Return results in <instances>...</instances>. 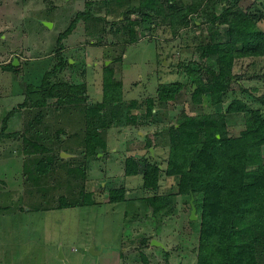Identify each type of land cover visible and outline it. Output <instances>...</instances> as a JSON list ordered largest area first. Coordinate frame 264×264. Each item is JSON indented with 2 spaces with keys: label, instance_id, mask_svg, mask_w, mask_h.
Instances as JSON below:
<instances>
[{
  "label": "rangeland",
  "instance_id": "374dc122",
  "mask_svg": "<svg viewBox=\"0 0 264 264\" xmlns=\"http://www.w3.org/2000/svg\"><path fill=\"white\" fill-rule=\"evenodd\" d=\"M251 1L253 0H249ZM106 9L108 10L106 0H0V44L3 46H0V54L5 59L13 54L22 61L18 73L13 76L6 74L7 71L2 73L1 67L0 76L4 74L15 77L19 82H24L25 86L26 84L38 86L44 74L55 71L47 78L51 84L57 82L84 84L89 98L88 104H93L102 99L103 71L105 66H111L113 78L122 83L124 100L129 105L131 103L128 113L125 114L126 111L122 107L119 121L109 123L108 128L100 131L109 143L108 149L106 148L101 160L93 162L85 175L87 189L92 192L98 204L41 212L37 216L19 215L20 217L15 218L13 222L10 218L14 216L8 217L7 220L15 229L33 228L36 234L31 240L39 245L45 240L39 249L41 254L39 253L38 264H41V261L43 264H143L139 250V239L141 240L142 236L148 239L158 238L164 243L160 251L149 248L146 252L153 254L152 258L147 257L149 264H195L199 212L195 210L196 217L191 219V211L188 204L184 203L185 199H179L177 213L164 226V230L160 227L162 236L165 234L164 239L160 234H152L158 223L154 225L152 218L145 219L143 211H139L142 215L136 225L127 222L125 204L104 203L103 200L112 188L120 186L127 190L129 199L144 196L140 189L142 177L125 175L124 168L134 165L136 160L149 158L146 144L149 141L154 143L153 133L156 128L175 123L182 110L191 115L203 114L208 121L215 120L218 124H224L230 136H237L244 129V115L228 114L225 112L226 107L235 98H240L250 105L253 102L254 107L257 106L251 97L240 93L239 87L243 86L248 92L258 94L264 91V57L250 58L239 49L233 68L238 83L234 80L233 90L225 96L221 107L214 109L209 105H203L200 111L191 104L189 79L182 76L177 64L190 60L198 61L196 45L198 42L209 41L211 27L207 24L197 27L191 25L175 36L170 32L169 19L162 11H157L151 31L143 32L136 15L131 16L130 21L126 22L121 15L115 14V11L108 13ZM79 12H86L87 20H80L73 31L58 43V36L67 29ZM259 28L264 31V20L259 23ZM21 33L25 35L24 42L29 43L28 51L24 47H18ZM13 41L17 42V49L10 52V48L15 45L12 43L9 45L8 42ZM1 64L2 61L0 66ZM7 78L4 79L9 89L12 80ZM174 81L184 83L183 91L174 102L167 105L166 112L156 106L153 117L146 119L143 108L140 109L135 102L147 98L155 99L159 84ZM20 100V97H15L13 103H6L0 109V123L7 112L16 110V114L9 120L10 128L7 131L18 132L17 136H14L17 142L32 131L26 123L27 119L32 118L34 128H38L34 134L35 139L44 140L45 146L52 149L54 153L52 156L56 155L55 158L58 159L55 152H63L64 148L76 149L75 140L79 135L75 134L87 126L83 118L85 117L83 104L80 103L77 107L74 104L62 105L61 111L45 106L41 109L44 111L43 118L37 121L36 119L40 117L34 119L35 114L19 108ZM121 147L124 149L108 151ZM153 149L155 150L154 154H151L153 160L165 165L167 149H161L157 145H154ZM137 151L143 156L135 158ZM63 154L69 160L73 159L68 164L71 169L79 168L77 164L82 161L75 157L76 154L66 152ZM56 165L60 168L61 162ZM60 171L56 173L59 174ZM11 172L13 175L19 174V170L16 169ZM64 173L66 171L60 172L62 175ZM61 180L59 179L58 183L51 179L45 180L44 188L46 187V191L49 190V195L47 194L49 198L61 194L58 189V185H62ZM171 182L162 174L160 192ZM12 203L13 206L17 205L15 202ZM43 226L45 233L42 236ZM14 250H18L17 247H14ZM59 252L62 256H59ZM164 253L168 256L166 257ZM13 264L20 263L13 259Z\"/></svg>",
  "mask_w": 264,
  "mask_h": 264
},
{
  "label": "trees",
  "instance_id": "16d2710c",
  "mask_svg": "<svg viewBox=\"0 0 264 264\" xmlns=\"http://www.w3.org/2000/svg\"><path fill=\"white\" fill-rule=\"evenodd\" d=\"M245 2L247 4L243 5ZM106 4L108 13L115 11L126 22L136 15L143 32L151 31L157 11H162L169 19L170 32L175 36L191 25L211 27L209 41L196 45L198 61L177 64L182 76L189 79L191 104L200 111L203 105L218 109L225 96L232 92L236 79L233 68L239 49L250 58L264 57V31L259 28V23L264 20V0H106ZM87 18L86 12L77 13L57 42L71 33L80 20ZM5 67L14 72L20 69L12 63ZM54 72L44 74L38 86L26 84L19 108L35 114L34 119L40 117L36 119L38 121L44 116L41 109L45 106L61 111L62 105L77 107L83 104L87 126L75 134L79 135L75 150L63 149L64 153L76 154L74 156L82 162L77 164L79 168L71 169L68 164L73 159L62 158L60 151H54L58 159L56 155L52 156L54 153L45 146L44 140L35 139L38 128H34L32 118L27 119L32 131L23 139L18 138L21 143L17 149H23L25 157L34 155L25 159L28 164H23L26 173L32 165L33 172L28 175L31 185L36 179L39 183L43 180L44 185L45 180L58 183L62 179V185H58L61 194L55 198L48 197L46 187L30 190V199L36 200V196L38 199H29L27 203L34 212L98 204L87 189L85 175L93 162L106 152V139L100 131L108 128L109 123L119 121L122 107L126 114L131 105L124 100L122 83L113 78L111 66H105L103 71L102 99L93 104H88L84 84H51L47 78ZM183 89L184 83L180 81L159 84L155 97L157 105L153 98L137 101L135 105L143 108L146 119L152 118L156 106L166 112L167 105L174 102ZM239 89L257 106L240 98L227 105L226 113H241L245 118L244 129L237 136H230L224 124L208 121L203 114L191 115L182 110L175 123L156 128L154 143L146 144L149 158H152L150 149L154 145L167 149L165 165L153 158H142L124 168L125 175H141L140 189L144 196L129 199L122 186L112 188L108 194L110 204L126 205L138 201L144 218H152L154 225L158 223L156 230L160 227L164 230L177 213L179 199H185L190 211L194 208L199 212L195 264H264V91L258 94L249 93L243 86ZM15 114L16 110L12 109L2 119L0 141L17 135L18 132L7 131L9 120ZM33 148L38 151V157L31 152ZM57 161L61 162L60 168L56 167ZM58 170L66 173L58 174ZM162 174L172 182L160 192ZM15 204L23 208L21 202ZM2 207L9 209L8 205ZM132 209L130 205L125 212L130 223L139 221L142 215ZM189 222L193 223L192 220ZM139 242V246H148L150 239L143 237ZM140 259L148 263L144 253L140 254Z\"/></svg>",
  "mask_w": 264,
  "mask_h": 264
},
{
  "label": "crops",
  "instance_id": "0c3cea01",
  "mask_svg": "<svg viewBox=\"0 0 264 264\" xmlns=\"http://www.w3.org/2000/svg\"><path fill=\"white\" fill-rule=\"evenodd\" d=\"M11 35L12 34L10 33L9 37H11ZM21 35H22V33H21ZM23 35L20 37V41H19L20 45H18V47L19 46H21L22 48L24 47L28 51V49H29L28 44L29 43L24 42L25 38L23 39ZM8 43H9V45H10V43L15 45V47L12 46L10 48V52H15L14 50L17 49L16 48L17 42L13 41V42H8ZM0 46H2V44H0ZM3 57L4 56H2L0 54V59H1L0 61H2L0 68L1 67L3 68L8 63H12V64L15 63V65L13 64V66H18L19 68H20V66H22V61L18 60L16 55L14 57V55L11 54L10 57H8L7 59H5ZM4 71H7L6 74H10L12 76L15 75V73H18V71L14 72V71L10 70L9 68H6V67L2 69V73H4ZM12 76H5L4 74H1V76H0V109H2L3 105L4 104L6 105V103H9V102L13 103V99H15V97L16 98L20 97L21 100H20L19 104L22 103L24 100V94H25V85L24 84L25 83L19 82L18 79H16L15 77H12ZM5 77H8L7 78L8 80H12L9 89L7 88L8 83L5 82L6 81V79H4ZM9 128H10V126H9ZM0 129H1V123H0ZM23 137H22V139H23ZM14 140H15L14 138H10V139L9 138H3L0 141V264H13V259H15L16 262H18L20 264H23V263L34 264L35 261H36V264H38L39 263L38 262L39 261V253L41 254L39 249L42 248V246L45 243V240H42V245H39L34 240H31L32 236L34 234H36V232L34 231L33 228H29L28 230H23V229H19V228L15 229V228H12L11 223L8 222V220H7L8 217L14 216L13 218H10V219H12V222H13L15 218L20 217L19 215L25 216V215H29V214H34L35 216H37L39 213H41V212L31 211L29 209V205H27V203L32 201V200L33 201L38 200L37 196L35 198L36 200H34V197L32 199H30L29 192L31 189L38 190L39 188H42V189L44 188L43 180H41V182L39 183V180L36 179L33 182V184L31 185V182L28 179V175H29V173L33 172L32 165L28 166L29 171L27 170V173H26L24 171L23 164H24V162H26L28 164V161H26L25 159L27 158V160H29V158L34 156V155L30 154L28 157H25L24 156L25 153L22 151L23 149L21 151H19L20 149L19 150L17 149L18 145H19V141L17 142L16 140L15 141ZM106 143H107V149H108L109 143H108V141H106ZM112 149L114 151H118V150H123L124 148L123 147H121V149L111 148L108 151L111 152ZM154 151H155L154 149H150L151 154H154ZM31 152L33 154H36V157L39 156L38 151L35 148H33L31 150ZM63 153L64 152H62V151L59 152L60 156L65 158L66 155H64ZM135 154L137 156L135 158H139V157L143 156V154L140 151H137ZM101 157H100V160H101ZM138 161L139 160H136L135 162H138ZM15 169H16V171L19 170L18 176L13 175V173L11 172L12 170H15ZM8 172L10 175H8ZM8 178H10V179H8ZM86 186H87V182H86ZM108 194H109V192H108ZM108 194L106 195L105 199L103 200L104 203H108ZM29 199H30V201H29ZM12 202H15V203L21 202L23 208H21L19 205H15L13 208ZM133 203H135V204L133 205ZM3 205H5V206L8 205L9 209L3 210L2 209ZM126 205H127L126 208L131 205V208L133 207L132 210H134V211L137 210L138 212L140 211V205H139L138 201L131 202V203H128ZM2 210H3V212H2ZM62 210H64V209H62ZM23 211H26V213H24ZM136 222L138 224L139 221H136ZM136 222H131V223L136 224ZM44 233H45V229L43 226V228L41 229V235L43 236ZM140 233H141V231L139 229V234ZM155 233L160 234L161 237L164 239L165 234H164V236H162L161 230H155L152 232L153 235ZM134 235H135V233H134ZM143 237H146V236H142V238ZM163 245H164V243H163V241H160V239H158V238L152 239L151 238L149 245L144 246V247H142L140 245L139 250L141 251V253H144L146 258L148 256L150 258H152V256H153L152 253L148 252V254H146V252L149 250V248L155 249V251H160V248H162ZM14 247H17L18 250L15 251ZM14 252H17V254H14ZM32 258L35 260L34 262H33ZM40 259H41V255H40ZM146 263H147V261L144 260L143 264H146ZM41 264H43L42 261H41ZM147 264H149V263H147Z\"/></svg>",
  "mask_w": 264,
  "mask_h": 264
},
{
  "label": "water",
  "instance_id": "95a60500",
  "mask_svg": "<svg viewBox=\"0 0 264 264\" xmlns=\"http://www.w3.org/2000/svg\"><path fill=\"white\" fill-rule=\"evenodd\" d=\"M14 65H15V63H13ZM195 209L194 208H192V210H191V214H190V216H191V219H195ZM59 256H62V254H61V252H59Z\"/></svg>",
  "mask_w": 264,
  "mask_h": 264
}]
</instances>
